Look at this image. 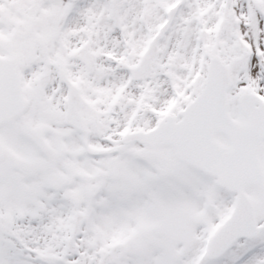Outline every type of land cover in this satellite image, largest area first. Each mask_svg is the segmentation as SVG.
Instances as JSON below:
<instances>
[{
	"label": "snow or ice",
	"instance_id": "6c2138e0",
	"mask_svg": "<svg viewBox=\"0 0 264 264\" xmlns=\"http://www.w3.org/2000/svg\"><path fill=\"white\" fill-rule=\"evenodd\" d=\"M0 264H264V0H0Z\"/></svg>",
	"mask_w": 264,
	"mask_h": 264
}]
</instances>
